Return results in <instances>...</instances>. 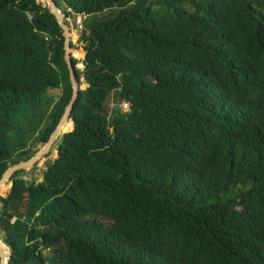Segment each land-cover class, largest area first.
<instances>
[{
  "label": "trees",
  "instance_id": "trees-1",
  "mask_svg": "<svg viewBox=\"0 0 264 264\" xmlns=\"http://www.w3.org/2000/svg\"><path fill=\"white\" fill-rule=\"evenodd\" d=\"M54 2L87 18L89 88L45 181L0 190L10 264H264V0ZM64 33L0 0V181L72 102ZM21 111L42 116L25 139Z\"/></svg>",
  "mask_w": 264,
  "mask_h": 264
},
{
  "label": "water",
  "instance_id": "water-1",
  "mask_svg": "<svg viewBox=\"0 0 264 264\" xmlns=\"http://www.w3.org/2000/svg\"><path fill=\"white\" fill-rule=\"evenodd\" d=\"M42 3L44 5H47V7L50 10L51 14L56 17V19L58 21V24L60 25V27L63 30V32H65L64 33V36H65V39H66L65 49H66V53H67L66 59H67V64H68L70 73H71V82H72V86H73L74 95H73L72 102L70 103L69 107L67 108V110L65 112V115H64L59 127L57 128L56 132L53 134L51 140L46 144L45 148L40 153H38L34 158L29 160L28 162H22L21 164L12 167L5 174L3 179L0 181V188L3 185H5V184H10L12 186L11 193L13 192V189L15 187V182H14L13 179L15 178V176L18 173L24 172V171H31L37 165L39 166V163L51 153V151L53 150L55 145H57V143L61 142V140L63 139V137L65 135L69 134V133L63 134V131L66 129V127L69 124H71V123L73 124L74 130L72 132L75 131L76 125L72 121V114H73L75 106H76V104H77V102H78V100L80 98L81 92L85 91V90H83V88L80 85V83L78 81V78H77V73H76V69H75V66H74V62H73V47H72L73 38H72V32H71V28H69L66 25L65 15L60 11L58 6L55 4L54 0H42ZM86 62H84V64H83V66L85 68L87 66ZM58 154H59V152H58ZM54 163H55V160H54ZM27 184H28V186H31L32 182L27 180ZM37 186H39V185H37ZM0 203H1V199H0ZM6 251H8L9 253H6ZM11 256H12L11 249L8 246H7V249H5L3 247V245H1V243H0V264H10Z\"/></svg>",
  "mask_w": 264,
  "mask_h": 264
},
{
  "label": "rangeland",
  "instance_id": "rangeland-1",
  "mask_svg": "<svg viewBox=\"0 0 264 264\" xmlns=\"http://www.w3.org/2000/svg\"><path fill=\"white\" fill-rule=\"evenodd\" d=\"M62 12V11H61ZM66 25L71 28V32H72V38H73V44H75V46H77V49L80 50L79 53H81V55H83V48H84V44L80 43L82 37L84 36V27L81 28L77 23H75L74 19H69V20H65ZM76 52V51H75ZM77 58V57H76ZM79 59V58H77ZM79 61L81 62L80 65L78 66L80 69L84 68L83 66V56H81V59H79ZM83 90H87L89 88V86L86 83H83L82 85ZM114 98V101L111 105V109L116 110V109H122V103H119V97L117 94L113 95L112 99ZM30 112V111H21L20 115L17 117L16 119V123H17V136L21 137V138H26L27 135L30 134V131L32 130H38V127L40 126V122H41V117H39V115H37L36 117L34 116L33 113H31V117H26L25 113ZM127 113V112H126ZM37 126V127H34ZM47 126V122L45 121V124L43 125V128ZM59 145L60 142L57 143V145H55V147L53 148V150L51 151V153L45 158L43 159L40 163L39 166L37 165L33 170L31 171H24V173L22 174L21 178L24 180H29L32 182V184H37L40 185L44 182L45 180V174L48 171V167L49 165H51L53 163V161L57 158L58 155V149H59ZM46 144H38L35 145V139L31 142L29 147L35 148L34 149V153L35 156L40 153L44 148H45ZM34 156V157H35ZM33 157V158H34ZM12 189V186H11ZM3 208V205L1 204L0 209ZM5 233L0 232V238L5 242Z\"/></svg>",
  "mask_w": 264,
  "mask_h": 264
},
{
  "label": "built area",
  "instance_id": "built-area-1",
  "mask_svg": "<svg viewBox=\"0 0 264 264\" xmlns=\"http://www.w3.org/2000/svg\"><path fill=\"white\" fill-rule=\"evenodd\" d=\"M152 1H154V2H157V3H159V2H162L163 0H152ZM87 18L86 17H79L78 18V22H77V24L81 27V28H83V24H84V21L86 20ZM69 20V19H68ZM131 104L130 103H128V102H126V101H124L123 103H122V111H123V113H125V114H128V113H131ZM127 112V113H126ZM17 222V220H14L13 221V224L15 225V223Z\"/></svg>",
  "mask_w": 264,
  "mask_h": 264
},
{
  "label": "bare ground",
  "instance_id": "bare-ground-1",
  "mask_svg": "<svg viewBox=\"0 0 264 264\" xmlns=\"http://www.w3.org/2000/svg\"><path fill=\"white\" fill-rule=\"evenodd\" d=\"M69 126H70V124H69V125L66 127V129L63 131V134L67 133V130H68ZM8 185H9V184H5V185H3V186L0 188V190L6 188ZM0 243H1V245H3V247H4L5 249H7L6 246L1 242V240H0ZM6 253H9V252L6 251Z\"/></svg>",
  "mask_w": 264,
  "mask_h": 264
},
{
  "label": "flooded vegetation",
  "instance_id": "flooded-vegetation-1",
  "mask_svg": "<svg viewBox=\"0 0 264 264\" xmlns=\"http://www.w3.org/2000/svg\"><path fill=\"white\" fill-rule=\"evenodd\" d=\"M34 149H35V148L32 149V147H28V148L26 149V151H28V152H32V153L34 154V156H35L36 153H34Z\"/></svg>",
  "mask_w": 264,
  "mask_h": 264
}]
</instances>
